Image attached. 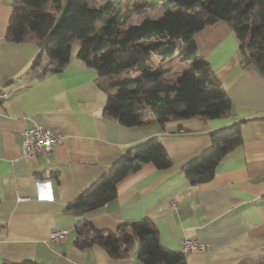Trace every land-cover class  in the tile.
<instances>
[{"label": "crops", "instance_id": "obj_1", "mask_svg": "<svg viewBox=\"0 0 264 264\" xmlns=\"http://www.w3.org/2000/svg\"><path fill=\"white\" fill-rule=\"evenodd\" d=\"M16 1L0 0V91L7 93L0 104V264H142L136 250L112 258L99 245H73L83 222L115 230L142 218L154 222L167 249L182 252L186 237L205 244L184 254L186 264L264 255V80L243 64L230 27L215 22L193 37L196 55L227 92L230 116L169 120L163 127L149 118L126 127L104 115L107 95L95 84L96 71L75 57L76 45L60 71L42 76L31 64L45 39H5ZM235 121H242V144L217 162L210 180L191 184L183 163L208 147L211 130ZM35 124L61 136L46 156L22 153V132ZM153 136L172 160L169 168L146 163L118 183L113 200L81 215L67 209L122 153ZM52 229H66V237L49 242Z\"/></svg>", "mask_w": 264, "mask_h": 264}, {"label": "trees", "instance_id": "obj_2", "mask_svg": "<svg viewBox=\"0 0 264 264\" xmlns=\"http://www.w3.org/2000/svg\"><path fill=\"white\" fill-rule=\"evenodd\" d=\"M122 0H18L13 3L5 39L45 44L32 61L41 75L60 71L75 57L96 71L95 84L106 93L103 113L119 124L142 125L149 118L160 127L169 120L211 119L232 114L231 102L208 62L195 53L194 34L207 25L225 22L238 42L244 65L264 80V0H141L122 8ZM49 3L59 13L48 10ZM160 4L161 17L130 20L135 12ZM174 9V10H172ZM177 57L188 66L178 77L163 65ZM170 72H174L171 71ZM211 130L209 145L182 165L191 184L211 179L217 162L242 144L240 123ZM151 163L156 169L172 164L158 137H149L126 150L66 207L84 214L113 200L127 175ZM154 222L148 218L123 221L115 230L97 229L83 222L75 227L73 245L94 244L112 258L136 250L142 264H186L184 253L163 247ZM3 264H40L31 260ZM235 264H264V255Z\"/></svg>", "mask_w": 264, "mask_h": 264}, {"label": "built area", "instance_id": "obj_3", "mask_svg": "<svg viewBox=\"0 0 264 264\" xmlns=\"http://www.w3.org/2000/svg\"><path fill=\"white\" fill-rule=\"evenodd\" d=\"M7 98L5 91H0V104ZM61 136L55 130L35 124L26 128L22 132L21 150L26 155H44L50 153ZM172 203V207L175 208ZM66 229H52L49 233L48 241L51 243L59 242L66 237ZM206 248L204 243H201L194 238L186 237L182 240V253L201 252Z\"/></svg>", "mask_w": 264, "mask_h": 264}, {"label": "rangeland", "instance_id": "obj_4", "mask_svg": "<svg viewBox=\"0 0 264 264\" xmlns=\"http://www.w3.org/2000/svg\"><path fill=\"white\" fill-rule=\"evenodd\" d=\"M141 2V0H122V2L120 3L122 8H128L131 7L132 5L135 4H139ZM65 9V4L63 5L62 10L59 13H56L54 11V5L49 3L48 6V10L51 13L55 12V16L57 17V20L61 17V15L63 14V11ZM174 10V9H172ZM167 11L166 8L162 7L160 4L154 6V7H149V8H145L142 11L139 12H135L130 20L131 23H136L138 21H140L142 18L144 17H162ZM163 65L168 69V72L170 73L169 75L173 76V77H178L179 74H181L186 67L188 66V62L187 61H180L177 57H174L173 59H166L165 61L162 62ZM174 71V72H170Z\"/></svg>", "mask_w": 264, "mask_h": 264}]
</instances>
